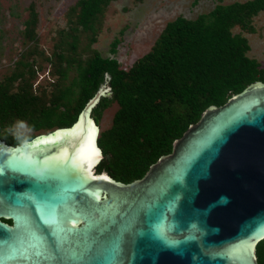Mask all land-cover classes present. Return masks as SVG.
Instances as JSON below:
<instances>
[{
	"label": "water",
	"instance_id": "95a60500",
	"mask_svg": "<svg viewBox=\"0 0 264 264\" xmlns=\"http://www.w3.org/2000/svg\"><path fill=\"white\" fill-rule=\"evenodd\" d=\"M108 78L70 126L0 138V264H259L264 82L207 107L123 183L96 170L90 112L110 95Z\"/></svg>",
	"mask_w": 264,
	"mask_h": 264
},
{
	"label": "trees",
	"instance_id": "16d2710c",
	"mask_svg": "<svg viewBox=\"0 0 264 264\" xmlns=\"http://www.w3.org/2000/svg\"><path fill=\"white\" fill-rule=\"evenodd\" d=\"M110 1L77 0L71 7L73 11L78 9L77 16L70 29L61 33L53 53L56 61L52 72L59 76L56 84L73 66L77 77L69 85L55 87L49 105L31 91L34 71L30 64L17 61L20 68L0 81V128L15 120H26L34 130L68 127L108 75L110 95L102 96L91 113L98 122L112 102L118 108L111 125L98 135L103 158L96 170L129 183L143 177L153 163L169 154L173 142L200 119L207 107L224 104L252 82H264V67L247 55V38L231 30L238 26L252 32V18L264 10V0L219 3L195 18L176 16L165 23L151 48L126 70L119 67L116 58L103 57L91 47ZM30 12L25 31L33 32V5ZM80 31L90 34L81 48L88 53L85 58L78 51ZM118 42L117 38L112 41V53ZM18 78L20 83L12 90L11 84ZM34 136L12 138L0 132V138L12 145ZM256 254L258 263L264 264V238L257 243Z\"/></svg>",
	"mask_w": 264,
	"mask_h": 264
},
{
	"label": "rangeland",
	"instance_id": "374dc122",
	"mask_svg": "<svg viewBox=\"0 0 264 264\" xmlns=\"http://www.w3.org/2000/svg\"><path fill=\"white\" fill-rule=\"evenodd\" d=\"M76 1L0 0V81L18 70L20 66L17 61L22 59L30 64L34 71L31 79L32 93L41 96L46 105H49L52 93L56 92L55 87L69 85L77 77V70L73 66L66 78L56 84L59 76L52 72L53 63L56 61L53 53L62 37L61 33L70 29L77 16L78 9L71 10ZM234 1L245 0H111L101 16L96 41L91 47L103 57L116 58L119 67L126 70L151 48L167 21L179 15L195 18L200 13L212 10L219 3L228 4ZM30 5L34 6L36 12L33 32L25 31V21L29 20L31 13ZM251 25L252 32L241 30L238 26L231 30L247 38L250 45L247 55L255 58L261 67H264V10L253 16ZM79 33L78 51L82 52L81 56L85 58L88 53L81 51V48L87 43L90 34L82 31ZM115 38L119 42L115 48L116 52L112 53L111 46ZM25 76L28 77L27 69ZM20 80L18 78L11 84L12 90L16 89ZM73 88L77 90V86ZM117 108V103L112 102L102 111L98 122H95L99 130L98 135L111 125ZM90 117L94 120L91 112ZM49 131L51 129H31L26 120H15L11 124H3L0 128L1 133L6 132L12 138Z\"/></svg>",
	"mask_w": 264,
	"mask_h": 264
},
{
	"label": "flooded vegetation",
	"instance_id": "af4514ba",
	"mask_svg": "<svg viewBox=\"0 0 264 264\" xmlns=\"http://www.w3.org/2000/svg\"><path fill=\"white\" fill-rule=\"evenodd\" d=\"M5 142L9 144V142H7V141H5ZM2 220H4V221L10 223V220H7V219H2Z\"/></svg>",
	"mask_w": 264,
	"mask_h": 264
},
{
	"label": "bare ground",
	"instance_id": "6f19581e",
	"mask_svg": "<svg viewBox=\"0 0 264 264\" xmlns=\"http://www.w3.org/2000/svg\"><path fill=\"white\" fill-rule=\"evenodd\" d=\"M98 128V127H97ZM98 132H99V130L97 129V134H96V137H97V135H98Z\"/></svg>",
	"mask_w": 264,
	"mask_h": 264
}]
</instances>
